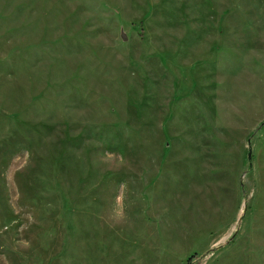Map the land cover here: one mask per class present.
Returning <instances> with one entry per match:
<instances>
[{"label":"rangeland","instance_id":"obj_1","mask_svg":"<svg viewBox=\"0 0 264 264\" xmlns=\"http://www.w3.org/2000/svg\"><path fill=\"white\" fill-rule=\"evenodd\" d=\"M0 264H264V0H0Z\"/></svg>","mask_w":264,"mask_h":264},{"label":"water","instance_id":"obj_2","mask_svg":"<svg viewBox=\"0 0 264 264\" xmlns=\"http://www.w3.org/2000/svg\"><path fill=\"white\" fill-rule=\"evenodd\" d=\"M249 159L251 160V148L249 150Z\"/></svg>","mask_w":264,"mask_h":264}]
</instances>
